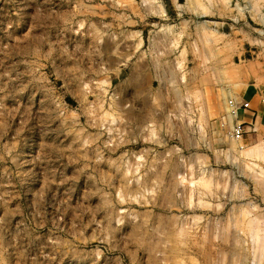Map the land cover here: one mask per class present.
<instances>
[{
    "label": "rangeland",
    "instance_id": "374dc122",
    "mask_svg": "<svg viewBox=\"0 0 264 264\" xmlns=\"http://www.w3.org/2000/svg\"><path fill=\"white\" fill-rule=\"evenodd\" d=\"M249 223L264 0H0V264H264Z\"/></svg>",
    "mask_w": 264,
    "mask_h": 264
},
{
    "label": "built area",
    "instance_id": "2783aa9c",
    "mask_svg": "<svg viewBox=\"0 0 264 264\" xmlns=\"http://www.w3.org/2000/svg\"><path fill=\"white\" fill-rule=\"evenodd\" d=\"M250 108L249 103H236L232 100L228 102L229 114L234 117V123L232 125L230 136L231 138L239 144L243 143L244 136L248 132V127L245 122L240 120V115L243 112L248 111Z\"/></svg>",
    "mask_w": 264,
    "mask_h": 264
},
{
    "label": "bare ground",
    "instance_id": "6f19581e",
    "mask_svg": "<svg viewBox=\"0 0 264 264\" xmlns=\"http://www.w3.org/2000/svg\"><path fill=\"white\" fill-rule=\"evenodd\" d=\"M222 97H224V95L222 96ZM214 105V104H213ZM214 107H215V105H214ZM224 107V106H223ZM226 112H227V115H228V120H229V122H232L233 120H234V117L232 116V115H230L229 114V110H228V103H227V105L225 104V108H223ZM231 142H232V145L233 146H241V148H240V153L239 154H241V153H246V154H248V155H250V156H256L259 152H260V147H261V145L260 144H256V145H251V146H248V147H246V146H244V145H242V144H239V143H237L236 141H234L232 138H231V140H230ZM230 141L228 140V142L230 143ZM231 145V146H232ZM234 148H236V147H234ZM239 148V147H238ZM231 149V148H230ZM234 151V150H233ZM238 153V152H237ZM256 224V223H255ZM255 224H253V223H249V225H248V227H246L247 228V232L252 236V238H254V239H257L258 240V242L260 241V239H262V237H264V236H261L260 235V228H258ZM264 232V231H263ZM255 241V240H254ZM262 241H263V239H262ZM257 243V242H256ZM263 245H264V243H263ZM263 248H264V246H263ZM264 253V252H263ZM241 257V256H240Z\"/></svg>",
    "mask_w": 264,
    "mask_h": 264
},
{
    "label": "crops",
    "instance_id": "0c3cea01",
    "mask_svg": "<svg viewBox=\"0 0 264 264\" xmlns=\"http://www.w3.org/2000/svg\"><path fill=\"white\" fill-rule=\"evenodd\" d=\"M253 116H255V114H253ZM250 117H251V116L249 115L248 111H246V112L241 113V115H240V120H241L242 122H245V120H249ZM251 120H252V118H251ZM253 120H254V118H253ZM256 121H257V120H256Z\"/></svg>",
    "mask_w": 264,
    "mask_h": 264
}]
</instances>
